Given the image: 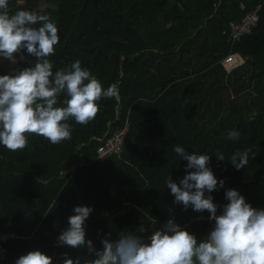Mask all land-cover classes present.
I'll list each match as a JSON object with an SVG mask.
<instances>
[{
	"label": "trees",
	"instance_id": "trees-1",
	"mask_svg": "<svg viewBox=\"0 0 264 264\" xmlns=\"http://www.w3.org/2000/svg\"><path fill=\"white\" fill-rule=\"evenodd\" d=\"M257 4V26L231 43L229 23ZM8 6L10 13L29 7L55 21L60 39L48 57L54 72L78 59L118 94L102 97L87 124L70 118V139L53 144L26 133L23 149L0 145V231L16 234L0 264L34 249L52 264L68 258L92 264L86 247L57 240L76 205L93 209L84 227L97 249L102 239H118L141 223L147 239L169 218L205 237L214 223L207 210L185 209L165 185L168 175L178 183L190 171L173 151L177 144L210 155L209 167L225 181L211 193L218 213L228 188L264 208V0H8ZM231 52L243 62L227 71L221 59ZM36 60L21 49L15 69L1 65L0 74ZM66 98L62 93L58 101ZM125 125L120 154L97 157V147ZM229 129L239 130L238 140L226 138ZM244 150L249 162L236 169L229 158ZM73 158L80 163L69 173Z\"/></svg>",
	"mask_w": 264,
	"mask_h": 264
},
{
	"label": "clouds",
	"instance_id": "clouds-1",
	"mask_svg": "<svg viewBox=\"0 0 264 264\" xmlns=\"http://www.w3.org/2000/svg\"><path fill=\"white\" fill-rule=\"evenodd\" d=\"M58 27L46 13L19 9L10 13L8 0H0V57L14 60L21 49L37 57L35 64L14 74H0V145L16 151L23 149L35 133L56 144L71 138L69 119L87 124L98 112V101L116 97L115 84L102 87L77 59L65 68L53 71L49 56L59 42ZM66 99L58 101L61 94ZM253 112L249 119L255 118ZM240 132L229 129L226 138L238 140ZM173 151L187 163L186 174L178 183L168 178L165 185L174 202L194 211L207 210L214 221L202 239L169 218L162 227L148 231L143 223L135 230L121 232L115 240L102 239L97 249L86 239L84 222L92 212L89 205H76L68 217V226L57 240L72 247H86L93 255L92 264H264V208H255L235 188L224 191L227 203L214 202L212 192L224 186L209 167L210 155L187 152L182 145ZM223 161L222 153L216 154ZM229 160L236 169L249 162L248 151L234 152ZM14 264H52V257L39 249L18 256ZM63 264H80L68 258Z\"/></svg>",
	"mask_w": 264,
	"mask_h": 264
},
{
	"label": "built area",
	"instance_id": "built-area-1",
	"mask_svg": "<svg viewBox=\"0 0 264 264\" xmlns=\"http://www.w3.org/2000/svg\"><path fill=\"white\" fill-rule=\"evenodd\" d=\"M25 0H17L18 4H23ZM261 4H257L254 8L244 12L238 22H230L229 39L231 43L239 40L242 36L249 34L258 23V12ZM243 62V58L237 52H231L221 60L223 67L229 71ZM126 133V125L109 135L96 149L97 157H103L110 154H120L123 147V141ZM79 158H73L69 173L74 167L79 165ZM66 170V172L68 171ZM16 234L12 230L0 231V260H2L7 252V242L15 238Z\"/></svg>",
	"mask_w": 264,
	"mask_h": 264
},
{
	"label": "rangeland",
	"instance_id": "rangeland-1",
	"mask_svg": "<svg viewBox=\"0 0 264 264\" xmlns=\"http://www.w3.org/2000/svg\"><path fill=\"white\" fill-rule=\"evenodd\" d=\"M21 6H18V10L20 9ZM23 7V6H22ZM27 10H30L29 7L26 8ZM19 52V51H18ZM14 53V57L15 59L14 60H10V59H7V60H2L0 58V67L2 65V67L6 68L7 71H13L15 69V67L17 66L16 65V60H17V53ZM6 61V62H5Z\"/></svg>",
	"mask_w": 264,
	"mask_h": 264
},
{
	"label": "crops",
	"instance_id": "crops-1",
	"mask_svg": "<svg viewBox=\"0 0 264 264\" xmlns=\"http://www.w3.org/2000/svg\"><path fill=\"white\" fill-rule=\"evenodd\" d=\"M20 9H26L25 7H20ZM0 58H2V60H7L8 58H4V57H0ZM222 60V59H221ZM6 62V61H5Z\"/></svg>",
	"mask_w": 264,
	"mask_h": 264
}]
</instances>
